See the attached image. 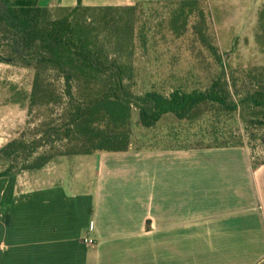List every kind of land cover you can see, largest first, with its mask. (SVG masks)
<instances>
[{
  "label": "crops",
  "instance_id": "crops-1",
  "mask_svg": "<svg viewBox=\"0 0 264 264\" xmlns=\"http://www.w3.org/2000/svg\"><path fill=\"white\" fill-rule=\"evenodd\" d=\"M205 4L224 68L264 65V0ZM7 182L0 176V264H264V164L245 146L61 156L15 175L2 203ZM86 233L94 244L81 242Z\"/></svg>",
  "mask_w": 264,
  "mask_h": 264
},
{
  "label": "trees",
  "instance_id": "trees-1",
  "mask_svg": "<svg viewBox=\"0 0 264 264\" xmlns=\"http://www.w3.org/2000/svg\"><path fill=\"white\" fill-rule=\"evenodd\" d=\"M163 1H190L206 7V0ZM149 2L85 5L76 0L72 6L47 7L38 0H0V62L34 70L27 120L35 108L47 112L50 106L61 105L62 110L58 118L42 122L37 139L27 136V121L20 135L0 148L3 158H31L24 167L31 170L55 155L125 151L131 144L125 131L131 108L145 129L169 119L168 136L179 142L196 138L213 147H229L243 146L245 137L250 142L264 139V65L227 72L207 7L206 15L200 8L202 26L197 32L215 65L207 84L133 91L135 23L141 5ZM54 10L60 12L54 14ZM48 70L58 73L59 90L50 82ZM56 141L63 150L55 148ZM46 145L50 148L38 150ZM0 176L8 177L2 195L6 203L15 175L4 169Z\"/></svg>",
  "mask_w": 264,
  "mask_h": 264
},
{
  "label": "rangeland",
  "instance_id": "rangeland-1",
  "mask_svg": "<svg viewBox=\"0 0 264 264\" xmlns=\"http://www.w3.org/2000/svg\"><path fill=\"white\" fill-rule=\"evenodd\" d=\"M140 7V6H139ZM200 5L187 2H165L154 0L143 3L135 23L134 49L131 63L135 73L133 91L141 92L150 88L168 90L180 86L186 89L202 87L207 84L214 66L207 47L197 39L198 30L202 26ZM60 11L54 10L55 13ZM207 17V16H206ZM208 27L209 19L204 18ZM185 23L184 29L181 25ZM177 31L180 34H176ZM230 70H227L229 72ZM34 70L31 67L0 62V148L10 140L17 138L26 128L28 119V95L31 89ZM48 78L58 90L61 80L58 73L48 70ZM52 109V113L50 110ZM61 105L35 108L29 117L27 136L37 139L43 130V123L50 117L60 116ZM169 119L162 120L150 129L143 128L136 111L131 108L125 131L130 136V148L148 149L165 147H213L210 142L200 139L175 141L169 134ZM30 139V138H29ZM60 141L55 142L57 150H63ZM255 144V147H254ZM248 157L252 164H264V139H243ZM49 145L40 146L38 150L48 149ZM52 148V147H51ZM67 154L55 155L49 161ZM31 158H3L0 154V171L9 169V173L17 175L29 169Z\"/></svg>",
  "mask_w": 264,
  "mask_h": 264
},
{
  "label": "built area",
  "instance_id": "built-area-1",
  "mask_svg": "<svg viewBox=\"0 0 264 264\" xmlns=\"http://www.w3.org/2000/svg\"><path fill=\"white\" fill-rule=\"evenodd\" d=\"M88 230H92V225L90 224ZM81 242L84 244H94L95 238L91 236L89 233H86L81 237Z\"/></svg>",
  "mask_w": 264,
  "mask_h": 264
}]
</instances>
